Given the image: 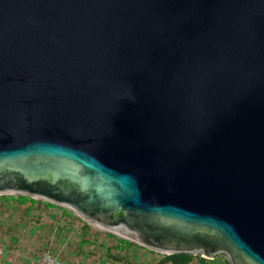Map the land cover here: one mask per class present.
Segmentation results:
<instances>
[{"label": "water", "instance_id": "water-1", "mask_svg": "<svg viewBox=\"0 0 264 264\" xmlns=\"http://www.w3.org/2000/svg\"><path fill=\"white\" fill-rule=\"evenodd\" d=\"M4 195L264 264V0H0Z\"/></svg>", "mask_w": 264, "mask_h": 264}, {"label": "rangeland", "instance_id": "rangeland-1", "mask_svg": "<svg viewBox=\"0 0 264 264\" xmlns=\"http://www.w3.org/2000/svg\"><path fill=\"white\" fill-rule=\"evenodd\" d=\"M2 200L21 205L41 201L16 195L0 196ZM44 203L57 209V215L45 220L44 227L26 213L0 206V246L4 250L0 264H40L46 253L63 264H230L225 254L214 259L164 255L90 226L64 207Z\"/></svg>", "mask_w": 264, "mask_h": 264}, {"label": "crops", "instance_id": "crops-1", "mask_svg": "<svg viewBox=\"0 0 264 264\" xmlns=\"http://www.w3.org/2000/svg\"><path fill=\"white\" fill-rule=\"evenodd\" d=\"M0 206L26 213L28 218L35 220V224L44 227L45 220H52L57 215L55 207H49L44 201H29L25 204H16L14 201L2 200ZM45 215V216H44ZM38 222V223H37ZM43 225V226H42Z\"/></svg>", "mask_w": 264, "mask_h": 264}, {"label": "built area", "instance_id": "built-area-1", "mask_svg": "<svg viewBox=\"0 0 264 264\" xmlns=\"http://www.w3.org/2000/svg\"><path fill=\"white\" fill-rule=\"evenodd\" d=\"M4 253L3 248L0 246V256ZM40 264H63L60 260L54 257L51 253H46L42 256Z\"/></svg>", "mask_w": 264, "mask_h": 264}]
</instances>
